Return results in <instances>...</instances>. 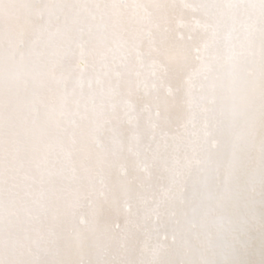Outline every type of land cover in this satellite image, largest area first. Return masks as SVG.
<instances>
[{
	"label": "bare ground",
	"instance_id": "6f19581e",
	"mask_svg": "<svg viewBox=\"0 0 264 264\" xmlns=\"http://www.w3.org/2000/svg\"><path fill=\"white\" fill-rule=\"evenodd\" d=\"M34 2L0 3V261L154 264L155 259L158 264H219L228 254L229 241L225 232L208 227L214 218L205 213L216 206L209 195L222 189L236 137L248 173L259 170V142L264 137L259 93L240 99L229 91L222 61L225 28L221 27L219 43L209 48L207 78L193 79L189 85L187 77L199 64L193 49L210 37L191 27L194 14L181 6V0H59L72 5L66 11L73 38L80 28H93L89 50L95 59L81 88L65 33L54 28L39 31L40 22L25 7ZM82 4L88 7H79ZM136 4L148 6L150 24L134 15ZM195 15L202 23L217 21L207 8ZM94 16H102L106 27H98ZM237 16L247 19L244 13ZM181 20L189 27L182 28ZM148 27L150 39L143 35ZM137 49L143 53L140 70L150 85L147 90L136 88ZM101 54L111 67L99 74L96 84ZM115 72L121 73L119 78ZM60 76L69 77L71 94L51 100L42 94V86L54 87ZM113 90L118 92L115 98ZM212 98L215 103H210ZM38 99L39 114L33 111ZM128 101L132 109L125 107ZM146 105L152 110H145ZM77 110L82 118L76 125L59 118L61 111ZM130 110L133 120L127 115ZM253 120L254 148L248 144V124ZM141 162L149 166L150 176ZM177 169L183 172V202L165 195ZM206 176L212 178L207 187ZM101 188L106 195L98 194ZM251 200L254 220L238 236L228 264H264L259 188ZM125 201L133 205L136 225L126 248L122 230L114 227L119 221L123 229L128 219ZM150 212L152 218L145 220ZM155 244L164 246L158 258L145 250V245L150 249Z\"/></svg>",
	"mask_w": 264,
	"mask_h": 264
},
{
	"label": "snow or ice",
	"instance_id": "6c2138e0",
	"mask_svg": "<svg viewBox=\"0 0 264 264\" xmlns=\"http://www.w3.org/2000/svg\"><path fill=\"white\" fill-rule=\"evenodd\" d=\"M3 3V0H0ZM125 7L128 5L125 4ZM181 6L185 10H190L194 15L191 17V27L194 30H200L209 34L210 40L205 41L201 46L193 49L194 59L199 61L196 69L187 77V82L191 84L193 79L201 77L207 78V74L211 71V64L209 63L208 51L211 46L219 43L221 39V27L223 31L222 39L224 45V55L222 61L227 65L226 79L229 84V91L234 97L240 99H248L255 97L257 92L260 99L259 122L264 128V0H255V2L246 3L244 0H222V2L203 3L200 0H181ZM29 9L30 16L35 17L39 23V31L44 32L54 28L57 32H63L66 35L69 48L71 50L72 58L75 63L72 66V71L79 73L78 84L81 88L85 86L83 80L84 73L88 70L90 62L95 59L93 51L89 50L90 42L89 36L93 32L92 26L88 28H80L78 30V37L73 38L70 34L71 29L68 27V14L66 9H70L72 5L59 2V0H36V2L25 5ZM79 7L87 8L88 5H80ZM96 8L101 5L96 4ZM207 8L217 17L216 22L202 23L200 18L195 15L200 9ZM244 13L246 20L238 18L237 13ZM258 12V17L254 14ZM133 13L139 17L145 24L151 23V13L147 5L136 4L133 7ZM94 21H97V26L105 28L102 16H94ZM180 26L182 28L189 27V22L181 20ZM152 28L145 29L143 35L145 38L152 37ZM180 38H184V33H180ZM191 39V35H189ZM23 41H21V46ZM77 50L79 55L77 57ZM137 60L139 67L134 73L136 80V88L147 90L150 85L143 79V73L140 68L143 67V53L137 49ZM212 59H221L220 57H213ZM111 65L108 62L107 56L101 54L98 60L97 79L96 84L100 83L99 74L109 69ZM54 71V70H53ZM155 74V73H154ZM120 72H115V76L119 78ZM87 86L91 88L93 81H87ZM154 87V85H152ZM74 91V89L72 90ZM42 94H46L51 100L58 98L66 99L70 93L69 77L60 76L55 79V86H42ZM169 94H173V90L169 89ZM113 97L118 96V92L113 90ZM94 103V102H93ZM210 103H215L212 98ZM79 104V101H77ZM125 107L132 109L131 101L126 102ZM41 110V101L38 99L33 105V111L39 114ZM145 110L151 111V106L146 105ZM128 118L135 119L133 111H128ZM155 116H160L159 109L155 110ZM59 118L68 122L71 125H76L82 114L77 110L75 112L61 111ZM155 126V125H154ZM255 121L248 124V144L255 147V137L253 129ZM99 144V139H97ZM215 143V141H213ZM242 149L240 148V137H236V146L233 152L232 160L223 173L222 189H216L209 195V199L215 203V207H210L205 213L208 217H213L211 224L208 226L211 230L219 233L225 232L228 236V254H226L219 264H228V255L234 249L238 236L242 234L251 220H254L253 209L255 203L251 200V195L256 193L259 188L260 193V209L264 215V137H261L259 142V151L261 153V162L259 170L248 173L245 171V165L241 156ZM141 169L147 174L151 175L149 166L141 162ZM123 174H127V169H122ZM182 177L183 172L176 170L174 177L166 189V197L169 199L181 198L182 200ZM211 177L206 176L204 183L207 187ZM102 183V180L100 181ZM99 195H106L101 188L98 190ZM231 209V214H225L227 209ZM243 209V211H242ZM123 211L127 214L128 219L122 229L119 221L114 224L118 230H122L124 234V241L122 247H127V239L130 229L135 225L132 217L135 215L133 205L127 201L123 204ZM152 218V213L145 216V220ZM159 221L160 217H154ZM84 222H87L86 220ZM196 227V225H193ZM167 240V235L163 236ZM176 237L173 236V240ZM164 246L162 244H155L150 249L145 245V250H150L154 258H158ZM0 264H6L5 261H0ZM154 264L158 261L154 259ZM180 264H186L181 261ZM201 264H210L207 260H202ZM216 264V262H212Z\"/></svg>",
	"mask_w": 264,
	"mask_h": 264
}]
</instances>
